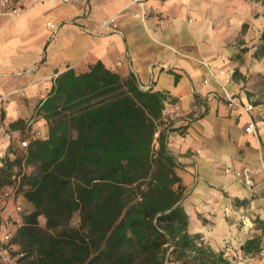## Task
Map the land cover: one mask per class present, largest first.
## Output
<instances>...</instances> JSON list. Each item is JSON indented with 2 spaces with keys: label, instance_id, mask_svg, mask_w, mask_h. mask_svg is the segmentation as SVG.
<instances>
[{
  "label": "crops",
  "instance_id": "0c3cea01",
  "mask_svg": "<svg viewBox=\"0 0 264 264\" xmlns=\"http://www.w3.org/2000/svg\"><path fill=\"white\" fill-rule=\"evenodd\" d=\"M27 6L0 18V164L25 133H48L39 107L58 75L103 61L123 78L134 75L142 89L165 93L163 115L177 114L168 144L186 186L189 231L233 264H264V56L255 50L264 0Z\"/></svg>",
  "mask_w": 264,
  "mask_h": 264
},
{
  "label": "trees",
  "instance_id": "16d2710c",
  "mask_svg": "<svg viewBox=\"0 0 264 264\" xmlns=\"http://www.w3.org/2000/svg\"><path fill=\"white\" fill-rule=\"evenodd\" d=\"M166 100L103 61L58 75L39 107L48 133L0 164V187L20 181L33 205L14 238L20 264H233L189 231L170 128L159 129Z\"/></svg>",
  "mask_w": 264,
  "mask_h": 264
},
{
  "label": "built area",
  "instance_id": "2783aa9c",
  "mask_svg": "<svg viewBox=\"0 0 264 264\" xmlns=\"http://www.w3.org/2000/svg\"><path fill=\"white\" fill-rule=\"evenodd\" d=\"M56 2L60 4H69L76 2L78 0H31L33 4H42L45 2ZM145 0H133V2H138L141 5L144 4ZM28 0H0V18L9 17L16 18L20 16L27 9ZM114 27L117 25L112 21H108ZM48 25L57 30L58 25L54 22H48ZM257 45L255 46V50ZM235 104V99H230V106ZM253 109V105H248L247 110ZM176 115H163L159 129H169L171 126V121ZM248 132L255 131V122L250 121L246 127ZM45 133L41 129H34L30 135L24 137L21 141V146L27 148L31 140L39 137H43ZM243 178L248 186H254V179L251 175V170L245 168L243 171ZM24 195L19 191L18 185H6L0 187V264H20L25 256V252L21 250L17 242L14 241L15 234L18 227L23 222V215L28 211L24 208ZM13 208L11 209V205ZM11 221L15 222L14 225H9Z\"/></svg>",
  "mask_w": 264,
  "mask_h": 264
},
{
  "label": "rangeland",
  "instance_id": "374dc122",
  "mask_svg": "<svg viewBox=\"0 0 264 264\" xmlns=\"http://www.w3.org/2000/svg\"><path fill=\"white\" fill-rule=\"evenodd\" d=\"M33 130L34 129H32L29 133H25L24 136L30 135ZM24 136L21 137V141L24 139ZM17 149L19 150V152H22V149H24V148L22 146H19ZM26 170L27 171H31V168H26ZM16 185L20 186V181H18ZM19 191H20V188H19ZM12 208H13V204L11 205V209ZM24 208H25L26 211H31L33 209V205L26 198L24 199ZM40 222H41V224L43 226L46 225V218H45V216H41L40 217ZM14 223H15L14 221L13 222L11 221V223H9V225H11V224L14 225ZM74 225H77V219H75ZM167 264H176V263L175 262H169L168 261Z\"/></svg>",
  "mask_w": 264,
  "mask_h": 264
}]
</instances>
